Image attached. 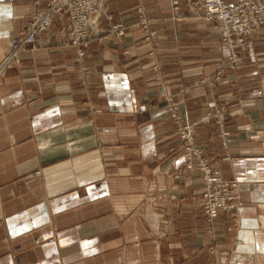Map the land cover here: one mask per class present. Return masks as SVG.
I'll return each mask as SVG.
<instances>
[{
    "label": "crops",
    "instance_id": "crops-1",
    "mask_svg": "<svg viewBox=\"0 0 264 264\" xmlns=\"http://www.w3.org/2000/svg\"><path fill=\"white\" fill-rule=\"evenodd\" d=\"M181 3L187 12L189 0ZM140 5L158 29L162 84L136 23ZM37 8L35 0H0V64ZM171 8V0H110L112 21L128 28L109 34L105 20L93 31L87 79L77 48L62 44L68 14H58L0 75V264H180L199 260L188 249L217 243L226 249L213 257L264 264V24L236 70L184 94L191 79L216 69L219 31L192 14L168 24ZM160 90L197 123L196 143L212 167L238 183V214L208 222L201 172L185 167ZM219 101L227 105L222 125L202 122ZM198 210L204 219L190 215ZM183 213L193 227L184 238L173 233Z\"/></svg>",
    "mask_w": 264,
    "mask_h": 264
},
{
    "label": "built area",
    "instance_id": "built-area-1",
    "mask_svg": "<svg viewBox=\"0 0 264 264\" xmlns=\"http://www.w3.org/2000/svg\"><path fill=\"white\" fill-rule=\"evenodd\" d=\"M108 2L109 0H48L47 2L35 0L38 8L25 28L18 35L13 36L7 54L16 50L19 55L36 41L40 32L52 25L56 14L67 13L70 21L67 44L78 49L79 56L83 61L90 45L92 31H95L104 18ZM171 2L172 6L178 10L179 0H171ZM139 10L146 39H152L154 32L149 28V25L153 19L146 16L143 7H139ZM195 11L206 21H219L220 33L229 51L230 68L240 62L241 51L246 47L248 36L258 26L264 24V0H202L198 2ZM125 29L122 25H112L114 34H124ZM16 57L18 59V56ZM10 59L14 58L7 57L5 62L10 63ZM192 130L191 126L182 132L184 138L189 142V151L185 155V161L191 165L193 155L199 158L198 168L203 174L202 190L206 199V212L209 219H215L221 210H239L243 201H241L239 193H232L231 190L238 184L222 179L219 172H214L209 162L202 159V151L195 146Z\"/></svg>",
    "mask_w": 264,
    "mask_h": 264
},
{
    "label": "rangeland",
    "instance_id": "rangeland-1",
    "mask_svg": "<svg viewBox=\"0 0 264 264\" xmlns=\"http://www.w3.org/2000/svg\"><path fill=\"white\" fill-rule=\"evenodd\" d=\"M199 1H202V0H189L190 4L188 3V5L190 7L188 6V10H187V12H185V11H182V3H181V0H179V9L176 10L174 8V6H172V8H171V10H172L171 17L166 19L165 22L169 24V22L171 23V22L186 21L187 20L186 18L188 17L187 14H190V15L192 14V17H190V18L195 17V19L205 20L202 16L196 14V11H195V8L198 5ZM108 3H107V5H108ZM171 5H172V2H171ZM139 7H142V6L140 5L137 8L138 20H137L136 23L139 25L140 29L144 33L143 43L144 44H150V43L152 44L150 50L147 52V55L149 57H153L155 59L153 65L151 67V69H153V71L156 74V79H154V82L162 84V83H164L163 82V78L165 79V77H164V75L162 73V68H161L163 58H162V56L160 54V51H159L160 50V44L156 41V38L158 36V29L154 26L155 21L152 20L150 22L149 28L154 32V35L152 36V39H149V40L146 39V32H145V29L143 28V24L141 22V12L139 10ZM106 8H107V6H106ZM56 15H58V14H56ZM181 17H182V19H181ZM148 18H150V17H148ZM105 20L108 21V32H109V34H114V33H112L113 32L112 31V25L113 24H118V25L124 26L126 28L125 31L128 28L127 25H125L122 22H114V21H112L111 15L107 11H106V14H105L104 18L101 20V23L103 21H105ZM215 21H216L215 28H217L218 31H219V34H216V35H217V39L219 38V40L216 42L218 51L216 52V56H215V58L213 60V61H217V62H214L213 64H216V65L218 64V65L216 66V69L211 74L203 75L201 77L199 76L195 80L191 79V81H192L191 84L185 85L180 90L181 93H184V94L188 93V91L190 90L191 87H200V86L214 87V86H216L219 82L222 81V79H224L226 71L228 69L234 71V70L237 69V67H238V65L240 63L239 62L238 65H236L233 68H230V66H229V62H230L229 51H228V49H227V47L225 45V42H224V40L222 38V34L220 33V28H219L220 27V23H219L218 20H215ZM53 22H54V19H53ZM187 22H188V20H187ZM68 28H70V21H69V27ZM44 31H42V32H44ZM68 31H69V29H68ZM202 31L203 32H202V35H201V43L204 45V44L208 43L207 42V40H208L207 38H209V37H208V33L205 32L206 31L205 28H203ZM42 32H40L39 35ZM39 35H38V37H39ZM115 35H118V34H115ZM92 36H93V31H92ZM250 36H251V34L248 36V40H247L245 49L241 51V60H242L243 53H245L247 51V49H248V42H249V37ZM38 37H37V39H38ZM37 39H36V41H37ZM68 39H69V36H68V38L65 41L62 42V44L64 46H70V45L67 44ZM91 40H92V38H91ZM91 40H90V43H91ZM36 41L34 43L30 44L24 51H22L19 54L18 59L20 58L21 54L23 52H25L26 50H28L30 47H32L36 43ZM88 48H87V50H88ZM205 49L203 48V56H207L208 55V50H207L208 47H206ZM87 54L88 53L86 51V54L84 56V60L82 61L81 57L79 56L78 49H77L78 60L82 64V70L85 73V76H86L85 78L86 79L89 78V76H90L89 66L84 63V61L86 60ZM203 58H206V57H203ZM156 66H158V69H156ZM187 83H188V81H187ZM158 93H159L160 97H162V99L166 101V111H167L168 115L171 117V119L173 120V124L175 126V133H176V137H177V142H178L179 147L182 149V152H183L182 155H183V157L185 159V155L189 151V147H188V143L189 142L184 138V134H182V132L185 129L191 127V126H192V128L194 130H196V124L197 123H194L191 120H189L187 118V116L183 113V111H182V109L180 107V104L175 100V94H173V93L170 94V93H168L165 90H160V91H158ZM226 107H227L226 103L220 102L219 105H217V109L215 110V112L213 113V112L209 111L207 113V115L202 118L201 121L202 122H208L210 120H214L218 125L221 126L222 125V119H223L222 118V113L225 111ZM193 135H194L193 139H194L195 146L198 147V149H200L202 151V155H201L202 159H204L205 161H208L209 165H211L210 161L207 159V157L205 155V151L201 147H199L197 145V143H196L195 131L193 132ZM193 156L194 157L192 158V164L191 165L187 161H185V167L187 169L198 168L199 158L197 156H195V155H193ZM226 158L228 159L229 157H226ZM211 168H213L212 165H211ZM214 172H219L220 176L222 177L221 172L219 170H215L214 169ZM38 174H39V172H38ZM201 177L203 179L202 172H201ZM222 179H224V178L222 177ZM227 181H229V180H227ZM230 182H236V181H230ZM231 187H232V184H231ZM237 189H238V186L231 188L232 193L234 192V193L238 194ZM239 195H240V193H239ZM240 197H241V195H240ZM200 198L202 200V205H203V208H204V212H205L206 218H207L208 222H210V223L215 221V219L220 215L221 211H230V212H232L234 214H238L240 212L238 209L234 210V211L233 210H221V211H219V213H218V215H217V217L215 219L210 220L209 217H208V214L206 212V199L204 197L202 187H201ZM241 201H243L242 197H241ZM187 214L188 213L181 214V219H179V221H177L178 222V226H176V230L174 229L175 232H173V233L179 234L180 236H182V238L190 237V235L192 234L193 227L189 223V220L187 219L188 217H185ZM190 215L197 216L198 220L199 219H204L203 217H201L202 215H201V213H199V210L197 212H195V213H190ZM195 219H197V218H195ZM225 233L226 232H222V235H223L222 237L223 238L219 237L218 242H222L221 239H224ZM213 246H215V245H213V244H202L200 249H197L199 247L198 245L195 246V247H192L194 249H191V248H190L191 250L188 249L187 250L188 252H190V253H192L194 255H198L199 256V260L197 261V260H193V259L192 260L183 259L180 262V264H199V263L200 264H230L231 260L229 261V257H228V256H230V254L227 255L228 260L225 257V253L222 254V257H221V254H219L216 257H213V255L211 254V253H215L217 248L218 249H226L225 245L223 243L222 244L221 243L220 244L217 243V245H216V247L218 246L217 248L216 247L214 248ZM177 248H180V247H177ZM194 250H196V251H194ZM235 250H236V248H235ZM200 251L202 252V254H200Z\"/></svg>",
    "mask_w": 264,
    "mask_h": 264
},
{
    "label": "bare ground",
    "instance_id": "bare-ground-1",
    "mask_svg": "<svg viewBox=\"0 0 264 264\" xmlns=\"http://www.w3.org/2000/svg\"><path fill=\"white\" fill-rule=\"evenodd\" d=\"M11 40H12V39H11ZM11 40L9 41V43H8V45H7V49H8V46H9ZM7 49H6L5 53H4L3 59H2V61H1L2 64H0V75L3 73V71L7 68V66H8L10 63H12V62L18 60L16 56H19V55H18V53H16V50H15V51L12 50V51H11V54H7ZM9 50H10V49H9ZM7 57H8V58H14L15 60H14V59H13V60L10 59L11 62H10V63H7V62H5V60H6ZM192 132H194V129L192 130ZM190 137H191V135H190ZM197 169H199V168H197ZM199 170H200V169H199ZM202 184H203V180H202ZM238 193H239V191H238ZM243 206H244V202H243V204L239 207V211L243 208Z\"/></svg>",
    "mask_w": 264,
    "mask_h": 264
}]
</instances>
